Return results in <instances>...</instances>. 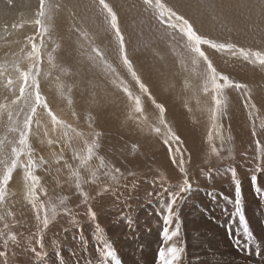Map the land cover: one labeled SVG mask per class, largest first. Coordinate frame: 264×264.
Wrapping results in <instances>:
<instances>
[{
	"label": "snow or ice",
	"instance_id": "snow-or-ice-1",
	"mask_svg": "<svg viewBox=\"0 0 264 264\" xmlns=\"http://www.w3.org/2000/svg\"><path fill=\"white\" fill-rule=\"evenodd\" d=\"M16 6V0H0L4 16ZM184 6L180 0H125L119 7L128 14L135 13L134 22L146 24L153 34V41L138 45L135 51L143 48L162 60L156 42L167 45L175 58L174 67L178 68L171 76H179L182 81L178 93L182 107L192 113L195 101L198 110L207 112L210 152L205 163H210L212 157L232 160L225 168L234 185L232 215L239 217L247 241L252 233L243 214L237 162L231 149L227 156L222 155L223 146L232 140L223 135L220 123L228 115L227 90L242 91L254 145L250 158L247 153L242 155L251 165L247 168L252 173L249 179L262 200L264 187L258 181L264 175V117L249 86L218 67L208 50L227 54L226 64L238 61L264 69V48L204 35L181 11ZM186 6L213 11L217 8L214 0H196L194 5ZM236 7L248 8L250 12L258 9V19L248 27L264 36V0L255 5L240 0ZM61 13L66 15L62 23H57ZM25 25L33 26L34 31L22 40L9 39ZM0 33L4 41L0 55V264H81L82 255L89 253V241L84 236L85 218L94 229L92 248L96 264H122L94 210L107 204L118 207V225L127 228L129 238H137V226L130 213L139 177L136 171L117 166L116 146L105 149L103 132L96 127L110 105L123 106L125 127L134 125L141 134L147 131L161 140L179 170L177 190L169 191L165 208L159 213L164 227L155 264H182L186 249L173 241L181 237L180 206L194 190L187 167L190 157L185 159L183 141L167 119V105L153 92L151 76L146 77L129 54V41L117 6L111 0H38L30 19H5L0 23ZM159 75L164 78L166 90H175L176 84L167 80V73L161 71ZM46 83L55 84L56 95L66 102L71 119L54 110L44 91ZM81 88L85 90L81 94L89 97L84 126L74 98ZM147 102L154 109V117L148 115ZM140 149L139 141H125L119 152L127 159ZM206 171L211 178L214 170L209 167ZM81 207L85 209L82 214L75 210ZM64 217L68 223L61 230L65 234L74 230L71 241L61 240L56 231ZM49 232L53 233L50 241ZM65 243L76 245L71 247L68 259L63 255ZM236 245L241 246L239 239Z\"/></svg>",
	"mask_w": 264,
	"mask_h": 264
},
{
	"label": "rangeland",
	"instance_id": "rangeland-1",
	"mask_svg": "<svg viewBox=\"0 0 264 264\" xmlns=\"http://www.w3.org/2000/svg\"><path fill=\"white\" fill-rule=\"evenodd\" d=\"M215 1H219V0H215ZM220 1L223 2L226 0H220ZM251 2L253 3V5H255L258 3V0H251ZM251 2L249 0H247V3L252 4ZM254 2H255V4H254ZM195 3H196V1H194V4ZM228 3H229V1H228ZM231 5H232V12L235 13V15H234L235 19L233 20L232 24L241 25V26H245V27L249 28L248 25L251 23V20H257L258 19V11H257L258 9L254 10V14H253V10L251 11L252 14H250L251 16H248V18L249 19L253 18V19H251V20H249V22H247L246 21L247 18H244L245 12H243L238 7H236L237 4L234 1H232ZM197 9L199 10V12L204 14L205 8L200 7ZM245 9L248 10V8H245ZM216 12H217V9H216L214 15L212 16L211 14H208L205 11V18L208 21L214 23L215 28L212 30L204 29L203 31H200L201 33H203L206 36H209L210 38H213V39H216L219 41L231 40L232 42H235L239 45H243L246 47L264 48V36H262L261 34L258 35V33L255 34L253 31L251 32L250 29L249 30H238V31H234V30L231 31L230 29L225 30V28L222 26V23H223L222 21H224V19H226V15H221V16L216 17ZM65 15H66V13L60 14V17L58 18L60 23L63 22V17ZM214 16L216 17L215 19L213 18ZM27 19H30V18H27ZM58 20H57V22H58ZM216 27H217V29H216ZM27 32L30 33L29 28H28ZM249 34H251V36ZM252 34H254V37H252L253 36ZM248 35L250 36L251 41L249 40L250 38L247 37ZM255 38H256V40L254 41L253 39H255ZM262 39H263V41H262ZM260 42H261V44H260ZM159 43H161V44H159L160 51L162 50V48H163V52L166 53V51H167L166 54L169 53L168 56L174 62V60H175L174 57L171 55L170 52H168L169 51L168 46L165 45L163 42H159ZM208 51H212V50H208ZM129 54H131V57L133 59L134 55L137 54V52H134L132 50L129 52ZM214 54L216 55V53H214ZM218 58L220 59V57H218ZM219 59H217V58L214 59L215 63L218 62L217 65L221 69L222 68L224 69L225 65H223V64H225V61H221V59L220 60ZM175 71H178V68L175 67ZM170 77H171V79H170ZM232 77L234 79H236L238 82H240L238 80V78L244 79L243 77L234 76V75H232ZM163 80H164V78L161 81L163 82ZM167 80L173 81V77L171 76V73L167 74ZM263 80H264V77H262V78L257 77V76L253 77V79H252L253 84L248 85L249 88L252 90L253 101L257 104L258 107H261V116L262 117H264V91L262 89L264 87V81ZM156 82H158V81H156ZM177 82L179 83L178 86L181 89V87H182L181 82L182 81H181L179 76H178ZM49 89L50 90H44V91H45V94L52 101L53 108L59 114L64 116L65 119H71V117L69 115V110H68L67 106L64 105V104H66V102H62L60 100V98L56 95L55 84L52 83V86ZM154 94L156 95V93H154ZM80 96H81V98H80ZM241 96H242V91L238 92L235 90H227V100L229 98V100H228L229 101L228 102V115L226 117H224L222 120H220V123L223 124V135L225 137L231 136L232 140L230 143H225V145L223 146L224 151L222 152V155L227 156L228 150L231 149L232 153L236 159V162L238 161V162H240V164H242L241 170L240 171L238 170V176L242 181V208H243V210L246 209L245 213L243 212L244 217L247 220V218L249 217V214H247V212L250 211L251 214L255 212V214H253V215H255L254 217L259 220V223L256 221V219L254 217L253 218L250 217L249 219L251 220V218H252V220L254 219L255 221L251 220L252 221L251 222L248 219L247 224L248 223L250 224V226L248 224V227H249V230H251L250 232L252 233V235L254 237H252L250 240L246 241L244 239V236H243L242 227H239V225H240L239 224L240 223L239 217L232 215V213L234 212V204L232 203V201L234 200V196L230 193V190H231V188H234V185L231 182V178H230L229 174H226L224 172L219 174L220 178H219L218 182L220 185L219 184L217 185L214 182L215 181V175L214 176L212 175L211 178H209V176H198V177H196V174H195V176H192V174L195 171L202 170L203 168L205 170V169H208L209 167H211V168H215L214 171H217V169H219L220 167H224V169H225L228 164L232 163L231 159H225V160L221 161V160L217 159L216 157H212L210 163H205L206 155L210 152L209 143L207 141V132H208V128L210 127V121L208 119L207 112L198 110L196 108L195 101H192V106H193L194 111L192 113H190L191 114L190 121L189 122L187 121L189 126L188 125L185 126V127H189V128L188 129L185 128L184 130L189 131V130L195 129V128L190 127L191 121H193V122H191L193 127L198 128V127H201L204 125L205 126L204 130L205 129H207V130H205V131L202 130V132H204V135H200V137L203 138L202 141H203V145H204V154L197 157L194 160V163L192 162V157L189 153V151H190L189 150V141L190 140L189 139L185 140L184 137L182 138V136L179 135L183 141L182 147L185 149V152H186V153H184L185 159L188 160L190 157V163L187 165V167H188V171H189V176L193 182V189H194V186H198L200 188V190H202V191H198V192L197 191L195 192L193 190L192 193L190 194L191 197H188L185 200L186 202H184L180 206V209H179V218H180V221L182 223L181 224V237L174 239L175 241H173V243H177L179 246H183L186 249L184 257L182 259V264H188L189 262L194 263V264H264V200L259 198V196L254 191L253 186L251 185L249 177L252 173L246 171L247 168L250 167L251 165H249L247 163L245 156L242 155L244 153H247L248 158H250L251 154H252V149L254 148V145L252 144V140H251V136H250V124L248 122L247 112L243 108V101L241 99ZM86 97H87V94L85 93L83 95L80 94L79 96L75 95L74 98L76 99L77 105H79V103H80L79 100H81L82 98H86ZM231 98L239 101L237 106H239L240 112L236 113V115L238 117H240L241 119L239 118V120L236 122H233L235 120L234 119V113L232 114L230 112L231 107H229V105L230 106L232 105V102L230 101ZM64 106H66L65 109H64ZM184 110H186V109H184ZM64 111L66 113H64ZM78 112H80V111H78ZM84 112L85 111L81 112V117H82L81 125L82 126H84L83 125V117L85 116V113H86V112L85 113ZM186 112H187V110H186ZM64 114H66V115H64ZM122 114L120 115L119 120L120 121L122 120V122H123L124 121V113L122 112ZM148 115L150 117H154V109L151 108L150 104L148 106ZM202 117H204L205 119H203ZM100 118H101V116H100ZM100 118L97 121L96 127L98 128V130H101L103 132L102 143H103L105 149H109L111 146L115 145L116 149H117V151L115 153V160H116L117 166L121 167L122 170L123 169L134 170V171H136L137 176L139 177V186H138V189L136 190L135 197L131 201V209L132 210L130 213V215L134 219L136 226H137L136 233H135L137 238L136 239L129 238L128 233H127V228L124 225H118L117 216H118V213L120 212V209L118 207L112 206L111 204H107L103 208H101L99 206L94 208V210L97 212V217H98L97 222L105 230L106 239H110L113 241L114 247H115L117 254H118V258L122 261V264H127V263L128 264H138V263H140V264H155L156 254L158 252V248H159L160 244L162 243L160 233L164 227L162 216L159 213H161V211L165 208V202L167 201V199L164 200L165 197H163V198L159 197V196H161V194L163 192H165V188H164L163 184L160 183L161 178H162V174L161 173H160L161 175L159 174L160 170L158 171L159 167L156 164V160L154 161L155 169H153V167L151 165L152 163L151 164L147 163L146 158L142 159L141 161L136 158L140 154L144 155V153L141 149L135 156H128L127 159H124L120 155V152H119V148L125 143V141H127V140H122L119 133H118L119 128H121L120 126L123 125L122 122L121 123H119L120 121L118 122V124H117L118 130H116L117 129L116 128L115 130L117 132L113 133L114 129H112V131L111 130L108 131V129H106L107 130L106 131L104 129V127L101 126L103 124L101 123ZM167 119L169 120L170 123H172L174 125V130L176 132H177L176 128L182 127L181 123L180 124L175 123L177 125V126H175L174 122L171 121L169 117H167ZM199 120H201V121H199ZM232 124L235 125L236 129H234L235 127H233ZM237 126L238 127H242V126L246 127V130L247 129L249 130V135H247V137L245 139L246 141L241 140L243 143H246V144L241 145L239 147H237V135L240 133V131H236ZM125 130L126 129L121 130V132H124ZM177 134H179V132ZM144 137H142L141 141L142 140L145 141L146 137L145 138ZM262 139H264V137H262ZM190 143H191V141H190ZM215 143H216L217 147H220L219 140H216ZM141 144H143V143L141 142ZM244 146H245V149H244ZM172 147H173V149H175L176 145H173ZM153 179L157 180L156 184L152 183ZM180 179H181V175H180L179 170L177 168L176 174H175V181H174L175 185H177V183L180 181ZM244 179H246V180H244ZM195 182L198 183L199 185H194ZM204 185H205V187H204ZM258 185L264 187L263 186L264 185V175H260ZM86 190H90V189L86 186ZM175 190H177L176 187H174L172 191H175ZM201 192H202V194H201ZM246 192H248V193H246ZM149 193H152V195L149 196ZM209 193H212L213 195L210 196ZM194 194H196V195H194ZM220 198H222V199H220ZM226 198H228V199H226ZM248 199L250 202L248 201ZM161 200L163 201V203L161 202ZM229 200H231V201H229ZM135 201H136V203H134ZM229 202H230V204H229ZM227 204H229V205H227ZM196 205L198 207H196ZM213 205H214V207H212ZM221 205H223V206H221ZM69 206H72V204H70ZM192 206H193V208H192ZM196 208H198V209H196ZM215 209H217L218 211H215ZM251 209H253V210H251ZM75 210L79 211L82 214L85 209L83 207H81L80 209H75ZM124 211L127 212V208H125ZM211 211H213L214 214H216V215H214L213 212L211 214ZM257 212H258V214H259V212H261L259 214L261 217L259 215L256 216ZM201 216H203V217H201ZM246 216H248V217H246ZM201 218L204 220H201ZM196 220H197V222H196ZM236 221H238L239 223ZM249 221L251 223L254 222V224H252V225H255L256 227L252 226V229H251V223ZM235 222L237 225L235 224ZM67 223H68V218H66V217L62 218L60 225H58L56 231L59 233L61 240L71 241L72 234H73L74 230H70L67 234L63 233V231L61 230V226H67ZM210 223H211V225H210ZM187 224H189V226ZM208 224H209V226H208ZM199 225L202 228L199 227ZM174 226L175 225L173 224L172 227H174ZM255 228L259 231H257ZM183 230L185 233L183 232ZM253 230H255L256 233ZM260 230H261V232H260ZM93 232H94L93 225L86 222V218H85V220H84V236L89 241V253L82 255L81 264H88L89 260H92V264H96V261L94 259L95 251L92 248ZM257 232L260 234L256 235V234H258ZM240 234H242V236ZM237 235L240 237H238ZM52 237H53V233L49 232L48 233L49 241L51 240ZM148 237L152 238L153 241L151 239H149ZM187 238L190 239V243L186 242L185 239H187ZM219 238H221V239H219ZM237 239H239L241 241V246H239V247L236 245ZM144 240L147 242L145 243ZM224 240H227V242ZM230 241H231V244L229 243ZM257 241H259V242H257ZM151 242H152V244H151ZM232 243L234 245H232ZM194 244H197V246H195ZM220 245H221V248H220ZM75 246H76L75 244L65 243V245H64L65 250L63 252L65 259L69 258V251H70L71 247H75ZM204 247H205V249H204ZM241 247H242V249H241ZM190 248H191V250H189ZM222 248L223 249L227 248V249L223 250ZM187 249L190 252H187ZM49 251L51 253L50 249H49Z\"/></svg>",
	"mask_w": 264,
	"mask_h": 264
},
{
	"label": "bare ground",
	"instance_id": "bare-ground-1",
	"mask_svg": "<svg viewBox=\"0 0 264 264\" xmlns=\"http://www.w3.org/2000/svg\"><path fill=\"white\" fill-rule=\"evenodd\" d=\"M194 1L196 0H180L181 3L185 4L184 7L181 8V11H183L188 17H190V19L192 20V22L195 24L196 28H198L199 31H203L204 29H207V30H212L215 28V24L208 21L206 18H205V11L208 13V14H211L212 16L214 15L216 9H217V12H216V17L218 16H221V15H226V19H224V21H222V26L226 29H230L231 31H238V30H249V28L245 27V26H241V25H235V24H232L233 20L235 19L234 15L235 13L232 12V1H234L236 4H238L240 2V0H226V1H223L221 2L220 0L219 1H215L214 3L217 5V8L215 9V11L211 10V9H208V8H205V11H204V14H202L201 12H199V10L196 8V7H188L186 6L187 3H192L194 5ZM229 1V3H228ZM251 2V0H249ZM111 2L117 6V10L118 12L120 13V17H121V27L123 28L124 32H125V35H126V38L128 39L129 41V44H128V50L129 52L130 51H135V49L137 48L138 45L144 43V42H150V41H153V34L152 32L148 29L147 25H140L138 22H134L133 20V17L135 16V13H132V14H128L126 11H123L121 10V8L119 7L120 5H123L125 3V0H111ZM170 2L172 3H176L177 0H170ZM252 3V2H251ZM38 4V0H16V7L7 15V16H4V14L2 12H0V23H2L5 19H7L9 22H20L21 20H26L27 18H31L32 17V12L33 10L36 8ZM253 4V3H252ZM255 4V2H254ZM240 10H242L243 12H245V15H244V18H247V22H249V20L253 19V18H248V16H251L250 14H252L249 9L246 10L245 8H239ZM254 10L255 8L253 9V14H254ZM203 11V10H202ZM258 11V10H257ZM257 15V14H256ZM211 17V16H210ZM64 18V17H63ZM202 19V20H201ZM211 19V18H210ZM222 19V18H221ZM217 20V19H216ZM252 21V20H251ZM57 23H60V21L58 20ZM221 23V22H220ZM219 26V25H218ZM29 28V32H27ZM217 29V27H216ZM34 31V27L33 26H30V25H25L24 28L22 29H18V30H15L13 32V35L9 37V39H23V36L24 35H28V34H31L32 32ZM214 31V30H213ZM251 31V30H250ZM226 32V31H225ZM247 32V31H246ZM252 32V31H251ZM217 33V32H216ZM256 34V33H255ZM3 33H0V36H2ZM251 36V34H249ZM247 36L250 38V36ZM254 37V34H252ZM259 35V34H258ZM224 36V35H223ZM232 36V35H231ZM260 37V36H259ZM258 37V38H259ZM251 41V38L249 39ZM254 41L256 40L253 39ZM252 40V41H253ZM259 41V40H258ZM257 41V42H258ZM263 41V39H262ZM4 41L2 39H0V55L3 54V50H2V45H3ZM255 43V42H254ZM157 46L159 47V43L158 41L156 42ZM256 44V43H255ZM261 44V42H260ZM165 46V45H164ZM161 47V46H160ZM132 49V50H131ZM165 49V48H164ZM161 52V55L163 56V59L160 60V59H156L154 58L149 51L141 48L140 52H137V54L134 55L133 57V60H134V63L137 64L138 67L141 68V70L143 71V73L145 74V76H151V79H152V83H153V91L154 93H156V97L158 100L160 101H163L165 102V104L167 105L168 107V112H167V117L170 118L171 121L175 123H181L182 127H178L176 128L177 130V133L179 132L178 135H181L182 138L184 137V139H189L191 141H189V153L192 157V162L194 163V160L199 157L200 155L204 154V145H203V141H202V137H200V135H204V132H202V130H204V125L201 126V127H193L191 122H190V127L191 128H195V129H192V130H189V131H185L184 129H188L189 127H185L186 125H188V122L190 121L191 119V114L189 112H186V110H184V108L182 107V98H179L178 97V93L180 92V87L178 86L179 83L177 82L178 80V76L173 78L175 84H176V88L175 90H166L167 88V85L165 83H163L161 80L163 79V77H160L159 73L161 71H164L165 73L167 74H170L171 72L175 71V67H174V62L170 59V57L168 56L167 51L166 53L163 52V48L162 50L160 51ZM170 52V51H168ZM132 53V52H131ZM133 55V54H132ZM209 55L214 59H219L218 57H220L221 61H226L228 60V56L226 54H220V53H216V55L214 54L213 51H209ZM131 56V54H130ZM175 59V58H174ZM219 59V60H220ZM215 61V60H214ZM218 62H216L217 64ZM220 63V62H219ZM225 65L224 66V69L225 71H227L228 73H231V75H234V76H239V77H243L244 79H240L238 78V80L240 81V83H246L247 85L249 84H253V77H264V70L263 69H260L258 66L257 67H253L251 65H247V64H242L241 62H238V61H232L228 64H223ZM218 66V65H217ZM162 67V68H161ZM219 67V66H218ZM223 69V68H222ZM223 69V70H224ZM154 75V76H153ZM253 76V77H252ZM252 78V79H251ZM171 79V77H170ZM156 81H160L161 83L158 84V82ZM264 81V80H263ZM261 82V81H260ZM182 83V82H181ZM52 86V83H46L44 85V90H50L49 88ZM263 91H264V87L262 88ZM81 92H84V89L81 88V89H78L77 90V93L76 95H80ZM49 95V94H48ZM84 97V96H83ZM88 97V96H87ZM82 98L77 107V111H80V113L82 111H85L87 112L88 108H89V97L88 98ZM81 98V96H80ZM229 100V98H228ZM232 102V105L229 107H231L230 109V112L233 114L234 113V121L233 122H236L239 120L240 117H238L236 115V113H239L240 112V108L238 105L239 101L231 98L230 100ZM229 102V101H228ZM148 103V106L150 104V102H147ZM66 105V104H64ZM151 106V105H150ZM66 106H64V109H65ZM241 107V106H240ZM152 108V107H151ZM55 110V109H54ZM117 112H116V111ZM84 112V113H85ZM123 112V106L120 105V106H116V105H110L101 115V123L103 125H101L102 127H104V129H108V131H112L113 130V133H116L118 130L117 128V124L118 122L120 121V115L122 114ZM61 113V112H60ZM64 113H66L64 111ZM68 113V112H67ZM124 113V112H123ZM95 114V113H94ZM204 114V113H203ZM241 114V113H240ZM66 115V114H64ZM70 115V114H69ZM84 115V114H83ZM86 115V113H85ZM123 115V114H122ZM170 115V116H169ZM67 117V116H66ZM203 119H205L204 117H202ZM241 119V118H240ZM188 121V122H187ZM201 121V120H199ZM206 121V120H205ZM122 120L119 122L121 123ZM203 123V122H202ZM232 123V122H231ZM123 124V122H122ZM238 124V123H237ZM121 125V124H120ZM175 126H177L175 124ZM189 126V125H188ZM200 126V125H199ZM233 127H235V125L232 124ZM121 128H119L118 130V133L121 137L122 140H127L129 143L131 142H134V141H139V143L141 144V142L143 144H141V150L143 151L144 155L143 154H140L138 155L136 158L139 159L140 161L144 158H146V162L147 163H152V167L153 169H155V164H154V161L156 160V164L158 165L159 169L158 171L160 170L159 174L161 173L162 174V178H161V181L160 183L163 184L164 188H165V192H163L161 194V198L165 197V199L168 200L169 198V191H172L173 188L176 186L174 181H175V174H176V170H177V167L175 165L172 164L171 162V159L168 155V147L166 145H164L162 143L161 140L151 136V135H148L147 134V131H145V133L141 134L139 132V130H137L135 128L134 125H129L127 127L124 126V124L122 126H120ZM117 128V129H116ZM116 129V130H115ZM126 129L124 132H121V130H124ZM236 129V127L234 128ZM207 130V129H205ZM204 130V131H205ZM107 131V130H106ZM236 131H240V133L237 135V147L241 146V145H244L246 143H243L241 140L243 141H246V137L247 135H249V130L247 129L246 130V127H238L237 126V130ZM146 138H145V137ZM142 137L145 138V141L142 140ZM120 139V138H119ZM183 139V140H184ZM182 140V139H181ZM186 147V146H185ZM188 147V146H187ZM244 149H245V146H244ZM186 153V152H185ZM244 153V152H243ZM244 157V156H243ZM150 161V162H149ZM192 167V166H191ZM236 167H237V170H241V167H242V164H240V162L237 161L236 163ZM213 170L215 168H212ZM204 170V168H203ZM207 169H205L203 172L202 170H198V171H195L192 176H195L196 174V177L198 176H209L207 174ZM247 171V170H246ZM222 172L225 173V169L224 167H220L218 169V171H213L212 175L214 176L215 175V183L218 185L219 182V174H221ZM191 173V172H190ZM223 173V174H224ZM244 173V172H243ZM160 174V175H161ZM154 178V177H153ZM228 178V177H227ZM203 179V178H202ZM246 180V179H244ZM153 181H155L154 184H156L157 180L156 179H153ZM152 181V183H153ZM224 183V182H223ZM230 183V182H229ZM222 184V183H221ZM194 185H199L198 183L195 182ZM220 185V184H219ZM230 186V185H229ZM264 186V185H263ZM205 187V185H204ZM233 187V186H232ZM209 190V189H208ZM194 191L198 192V191H202L200 190V188L198 186H194ZM208 192V191H207ZM228 192V191H227ZM250 192V191H249ZM230 193L234 196V188H231L230 190ZM248 193V192H246ZM202 194V192H201ZM196 195V194H194ZM198 195V194H197ZM200 195V194H199ZM226 195V194H225ZM203 196V195H202ZM201 196V197H202ZM216 196V195H215ZM227 196V195H226ZM191 197V196H189ZM252 197V196H251ZM196 198V197H195ZM203 198V197H202ZM222 199V198H220ZM228 199V198H226ZM200 200V199H199ZM204 200V199H203ZM225 200V199H224ZM195 201V200H194ZM226 201V200H225ZM231 201V200H229ZM249 201V199H248ZM161 202L163 203V201L161 200ZM186 202V201H185ZM250 202V201H249ZM136 203V201L134 202ZM146 203V202H145ZM158 203V202H157ZM156 203V204H157ZM189 203V202H188ZM192 203V202H191ZM200 203V202H199ZM222 203V202H221ZM220 204V203H219ZM230 204V202H229ZM227 204V205H229ZM254 204V203H253ZM259 204V203H258ZM151 205V204H150ZM202 205V204H201ZM223 206V205H221ZM195 207V206H194ZM196 207H198L196 205ZM214 207V205L212 206ZM211 207V208H212ZM226 207V206H225ZM193 208V206H192ZM200 208V207H199ZM210 208V209H211ZM182 209V208H181ZM198 209V208H196ZM218 209V208H217ZM217 209H215V211H218ZM149 210V209H148ZM185 210V209H184ZM194 210V209H193ZM214 210V209H213ZM229 210V209H228ZM246 210V209H245ZM245 210H243V212L245 213ZM253 210V209H251ZM201 211V210H200ZM256 211V210H255ZM258 211V210H257ZM260 211V210H259ZM213 211H211V214H212ZM253 212V211H252ZM101 213V212H100ZM199 213V212H198ZM217 213V212H216ZM243 213V214H244ZM261 212H259L260 214ZM214 214V212H213ZM247 214H249V217L247 218L246 221H248V219L250 217H254L255 215V212L254 213H250L247 212ZM258 212L256 214L259 215ZM134 215V214H133ZM191 215V214H190ZM201 215V214H200ZM216 215V214H214ZM253 215V216H252ZM262 215V214H261ZM188 216V215H187ZM260 216V215H259ZM190 217V216H189ZM203 217V216H201ZM261 217V216H260ZM194 218V217H193ZM251 218V220H252ZM255 218V217H254ZM259 218V217H258ZM199 219V218H198ZM246 219V218H245ZM256 219V218H255ZM261 219V218H260ZM201 220H204L201 218ZM236 220V219H235ZM250 220V219H249ZM250 220V221H251ZM254 220V219H253ZM252 220V221H253ZM191 221V220H190ZM249 221V222H250ZM251 221V222H252ZM255 221V220H254ZM256 221L259 223V220L256 219ZM261 221V220H260ZM197 222V220H196ZM238 222V221H236ZM235 222V224H236ZM250 222V223H251ZM185 223V222H184ZM190 223V222H189ZM239 223V222H238ZM182 224V223H181ZM240 224V223H239ZM249 224V223H248ZM254 224L251 223V229H252V226H255V225H252ZM256 224V223H255ZM155 225V224H154ZM189 226V224H187ZM198 225V224H197ZM211 225V223H210ZM237 225V224H236ZM209 226V224H208ZM207 226V227H208ZM250 226V224H249ZM196 227V226H195ZM194 227V228H195ZM199 227H201L199 225ZM238 227V226H237ZM239 227H241L239 225ZM256 227V226H255ZM184 228V227H183ZM202 228V227H201ZM209 228V227H208ZM212 228V227H211ZM259 228V227H258ZM196 229V228H195ZM199 229V228H198ZM256 229V228H255ZM185 230V229H184ZM183 230V232H184ZM194 230V229H193ZM208 230V229H207ZM257 230V229H256ZM241 231V230H240ZM251 231V230H250ZM255 231V230H253ZM252 231V232H253ZM259 231V230H257ZM263 231V230H262ZM220 232V231H219ZM261 232V230H260ZM185 233V232H184ZM189 233V232H188ZM210 233V232H209ZM224 233V232H223ZM256 233V231H255ZM258 233V232H257ZM193 234V233H192ZM206 234V233H205ZM215 234V233H214ZM235 234V233H234ZM237 234V233H236ZM260 233L256 234V235H259ZM188 235V234H187ZM199 235V234H198ZM242 236V234H240ZM255 235V234H254ZM197 236V235H196ZM207 236V235H206ZM211 236V235H210ZM219 236V235H218ZM238 236V235H237ZM192 237V236H191ZM216 237V236H215ZM223 237V236H222ZM225 237V236H224ZM235 237V236H234ZM240 237V236H238ZM252 237H254L252 235ZM149 239L152 240V238L148 237ZM197 238V237H196ZM256 238V237H255ZM209 239V238H208ZM221 239V238H219ZM243 239V238H242ZM254 239V238H253ZM186 242L190 243V239H185ZM207 240V239H206ZM218 240V239H217ZM244 240V239H243ZM145 241V240H144ZM153 241V240H152ZM175 241V240H174ZM215 241V240H214ZM227 242V240H224ZM147 241H145L146 243ZM183 242V241H182ZM233 242V241H232ZM259 242V241H257ZM212 243V242H211ZM215 243V242H214ZM220 243V242H219ZM231 244V241L229 242ZM235 243V242H234ZM261 243V242H260ZM259 243V244H260ZM152 244V242H151ZM181 244V243H180ZM256 244V243H255ZM195 246H197V244H194ZM205 245V244H204ZM222 245V244H221ZM221 245H220V248H221ZM232 245H234L232 243ZM194 246V247H195ZM224 246V245H223ZM234 247V246H233ZM150 248V247H149ZM139 249V248H138ZM205 249V247H204ZM223 249V248H222ZM224 249H227V248H224ZM223 249V250H224ZM234 249V248H233ZM242 249V247H241ZM247 249V248H246ZM191 250V248L189 249ZM231 250V249H230ZM206 251V250H205ZM217 251V250H216ZM187 252H190L188 251L187 249ZM224 252V251H223ZM226 253V252H225ZM224 253V254H225ZM120 255V254H119ZM129 255V254H128ZM238 255V254H237ZM247 255V254H246ZM262 255V254H261ZM233 256V255H232ZM235 256V255H234ZM252 256V255H251ZM223 257V256H222ZM245 257V256H244ZM243 261V260H242ZM263 261V260H262ZM128 262V261H127ZM236 263V262H235ZM128 264V263H127ZM140 264V263H138ZM188 264H194V263H191L189 262Z\"/></svg>",
	"mask_w": 264,
	"mask_h": 264
}]
</instances>
